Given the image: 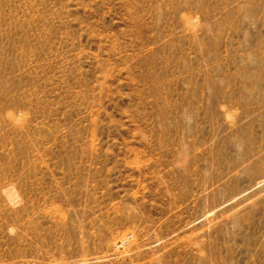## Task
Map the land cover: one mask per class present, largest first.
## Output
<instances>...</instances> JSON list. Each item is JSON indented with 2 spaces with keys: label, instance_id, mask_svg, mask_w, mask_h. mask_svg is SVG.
<instances>
[{
  "label": "rangeland",
  "instance_id": "374dc122",
  "mask_svg": "<svg viewBox=\"0 0 264 264\" xmlns=\"http://www.w3.org/2000/svg\"><path fill=\"white\" fill-rule=\"evenodd\" d=\"M0 264H264V0H0Z\"/></svg>",
  "mask_w": 264,
  "mask_h": 264
}]
</instances>
